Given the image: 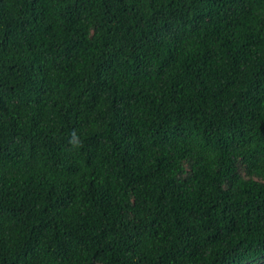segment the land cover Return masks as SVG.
Segmentation results:
<instances>
[{
  "label": "trees",
  "instance_id": "1",
  "mask_svg": "<svg viewBox=\"0 0 264 264\" xmlns=\"http://www.w3.org/2000/svg\"><path fill=\"white\" fill-rule=\"evenodd\" d=\"M0 264H264V0H0Z\"/></svg>",
  "mask_w": 264,
  "mask_h": 264
}]
</instances>
